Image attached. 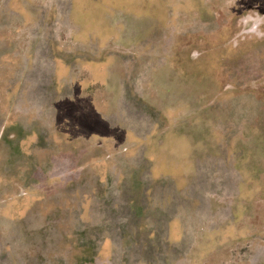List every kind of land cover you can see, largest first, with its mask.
Returning a JSON list of instances; mask_svg holds the SVG:
<instances>
[{"label":"rangeland","instance_id":"374dc122","mask_svg":"<svg viewBox=\"0 0 264 264\" xmlns=\"http://www.w3.org/2000/svg\"><path fill=\"white\" fill-rule=\"evenodd\" d=\"M0 264H264V0H0Z\"/></svg>","mask_w":264,"mask_h":264}]
</instances>
